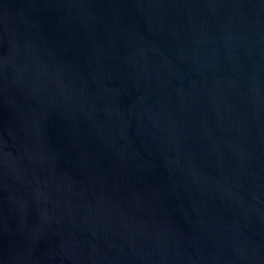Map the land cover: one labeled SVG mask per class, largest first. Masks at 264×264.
Instances as JSON below:
<instances>
[{
    "label": "water",
    "instance_id": "95a60500",
    "mask_svg": "<svg viewBox=\"0 0 264 264\" xmlns=\"http://www.w3.org/2000/svg\"><path fill=\"white\" fill-rule=\"evenodd\" d=\"M0 264H264V0H0Z\"/></svg>",
    "mask_w": 264,
    "mask_h": 264
}]
</instances>
